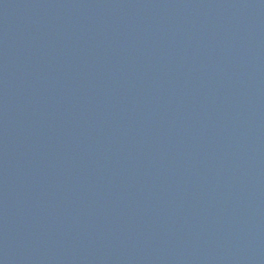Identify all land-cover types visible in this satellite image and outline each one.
<instances>
[{"label":"water","instance_id":"1","mask_svg":"<svg viewBox=\"0 0 264 264\" xmlns=\"http://www.w3.org/2000/svg\"><path fill=\"white\" fill-rule=\"evenodd\" d=\"M0 264H264V0H0Z\"/></svg>","mask_w":264,"mask_h":264}]
</instances>
